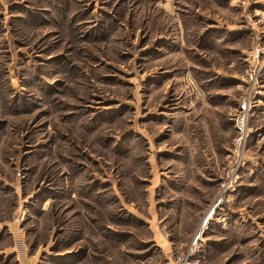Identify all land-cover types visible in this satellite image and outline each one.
<instances>
[{"label": "rangeland", "instance_id": "obj_1", "mask_svg": "<svg viewBox=\"0 0 264 264\" xmlns=\"http://www.w3.org/2000/svg\"><path fill=\"white\" fill-rule=\"evenodd\" d=\"M188 252L264 264V0H0V264Z\"/></svg>", "mask_w": 264, "mask_h": 264}, {"label": "built area", "instance_id": "obj_2", "mask_svg": "<svg viewBox=\"0 0 264 264\" xmlns=\"http://www.w3.org/2000/svg\"><path fill=\"white\" fill-rule=\"evenodd\" d=\"M13 235L15 236L14 243H15V250H16V254H17V259L20 262L21 259H24L25 254H26L25 250H24L25 246L23 247L24 243L22 241V238L20 237V235L17 232H13ZM18 248H19V251H17ZM189 251H194V250L189 249ZM175 264H199V262L197 260L193 259V253L192 252H188L185 255L178 256L175 260Z\"/></svg>", "mask_w": 264, "mask_h": 264}]
</instances>
